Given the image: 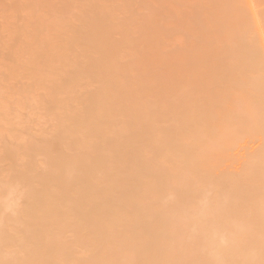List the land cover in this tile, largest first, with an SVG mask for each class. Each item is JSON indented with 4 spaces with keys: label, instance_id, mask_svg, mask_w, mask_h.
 <instances>
[{
    "label": "rangeland",
    "instance_id": "rangeland-1",
    "mask_svg": "<svg viewBox=\"0 0 264 264\" xmlns=\"http://www.w3.org/2000/svg\"><path fill=\"white\" fill-rule=\"evenodd\" d=\"M54 1L56 0H0V87L2 88H0V264H47L43 261L46 252H50L51 255L49 257L51 263L48 264H264V230H262L264 229V158H261L263 163L259 161V158L257 159L259 161L256 162L258 164V166L256 165L257 170L255 167L253 169L257 172L254 171L253 173L252 170L250 174L247 171L249 172L246 173L247 176L244 175L245 170L248 169L247 166L257 161L256 158L261 157V154H264V143H262L264 141L262 139L264 137V125H260L263 124L264 117L259 114L261 113L259 112L260 108H263L261 111H264L262 102L264 77L262 79L261 77L257 78L258 82L256 79V76L264 75V68H262L264 67V48H262L264 45H260V43L262 44L260 41L264 37V0L263 2L262 0H254L257 3H253L252 0H128L131 2L129 4L127 0H57L56 3ZM114 1L116 2L114 3ZM123 2L124 7H122ZM244 3H247V6ZM110 4L111 6H109ZM130 4L132 5L130 6ZM103 5L105 7L108 5L107 10L112 7L113 11L111 9L110 12L105 11ZM123 8H127V10ZM122 9L124 11H120ZM176 13L180 14H177L180 16L179 18H177ZM194 13L195 15H193ZM167 16H170L171 20ZM172 19H175L174 22ZM190 19L196 21L192 23ZM255 19L260 21V26ZM202 20L204 23H202ZM51 21L55 23L52 24ZM89 21H92V23ZM162 21L165 22L164 25L168 24L170 26L167 25L163 28ZM140 22H143L146 27ZM150 22H152V25ZM190 22L194 27L191 26ZM155 23H157L156 26L159 25L160 27H156ZM188 23H190L189 27L187 26ZM54 24H56L58 30L54 28ZM216 24L217 26L214 27L213 25ZM227 24L230 26L227 27ZM151 27H153V30L147 34L149 29H152ZM190 27L192 31H190ZM204 27L207 29L205 30ZM255 27L257 29L261 27L262 37L259 36L260 33L258 35L257 32L259 31ZM96 28L101 31H97ZM133 28L137 29L138 32L135 31V33ZM144 28L148 30L143 31ZM194 28L198 31H195ZM235 30L237 33H241L238 34L239 37L234 36V34L237 35ZM139 31L143 32L145 36ZM24 32L29 36L27 37ZM196 32L199 34H195ZM204 32H209L208 34L205 33L206 37L205 34H202ZM228 32L233 35L229 34V37L233 39L232 42L227 41H229V44L232 43L231 47L235 46L234 49H237V51L241 44L244 47H241L243 52L248 50L247 45H251L248 46L249 51L251 50V58L253 63L256 60L255 64L257 66L261 63V70H258L262 74L255 71L259 67L252 64L250 54L248 55L249 51L243 53L241 50H239L240 52L235 50L238 53L236 55L243 53L245 63L241 62V64L248 66V68L244 66L245 68L243 71L241 70V73L240 69L242 67L237 66L240 61L236 65L234 61L236 58L232 57L234 54V52L232 53L233 48L230 50L231 52L228 51L229 48L231 49L225 41L229 38ZM255 34L257 38L260 37V41L255 37ZM234 37H237L235 38L237 43L243 41L238 45V48H236L235 41L233 44ZM207 38L211 41L206 42ZM245 39H248V41ZM135 40L139 42L137 43ZM148 40L153 41H151L150 47V41ZM221 40L226 46L220 43ZM143 41L144 45L142 44ZM193 42L195 44L198 42L196 46L200 44L202 47L196 48ZM203 42L206 44L203 45ZM210 42L215 45L213 46ZM192 43L195 48L189 47L193 45ZM178 44H181V46ZM187 44L189 48L185 46ZM136 45H139V47L142 45L143 48L140 47L141 52L137 50L139 48ZM105 46L106 48L109 47L107 50H111L107 51ZM146 46L148 48H145ZM245 46L247 50H244ZM212 47L215 50L211 49ZM226 47H229L225 50L230 55L227 54V51L224 53ZM186 48L192 49V52L187 51ZM220 48L224 50L223 53L218 52L221 51ZM16 49L17 51H15ZM204 49L209 50V52L204 51ZM258 49L259 51H257ZM11 50L13 51L11 52ZM169 50L171 51L170 54ZM213 50L215 52L212 54ZM196 51L198 52L196 53ZM135 52L137 53L135 54ZM10 53L11 55H9ZM201 53H203V56ZM109 54L111 55L109 56ZM214 54L218 57H215ZM225 54L231 56L234 63L230 61L229 64H224V59L227 56ZM172 55L173 57L175 55V57L173 58ZM185 55L188 58H183ZM247 55L249 58L246 59L249 61L245 59V57H248ZM143 56L144 58H142ZM239 57L240 55L237 58L242 60V54ZM178 58L181 62L184 59L189 62L184 61V65H181L182 63ZM229 59L226 58L228 61ZM16 60L17 62H15ZM195 60L198 61L197 64H192L195 63ZM214 60L216 61L214 62ZM226 60L225 62H228ZM222 61L223 66L217 64L222 63ZM16 63L17 65H15ZM10 64L14 66L11 67ZM230 64H235V67ZM186 65L189 67L187 68ZM213 65L215 67L219 65L218 69ZM250 66L255 73H252V70L246 72L251 69ZM183 67L187 70L190 69L188 71L185 69L186 73L185 71V74L181 73V77L180 73L176 74L175 72H178V70L180 72V68H182V72ZM231 67L232 69L236 68L232 71L236 73V78H234L235 74L233 75L229 71ZM236 70L241 74L237 73ZM193 71L195 74L192 73ZM217 71L224 77L217 74ZM187 73L189 75L192 73L190 75L192 78ZM245 73L248 75L251 73L256 75L257 73L254 77L251 75L252 79L255 78L253 81L256 80L257 83L255 82V85L251 84L253 81H250L249 76L246 78ZM211 74H214V76L216 74L217 78L215 77V80L217 82H212L214 76ZM22 75L24 76L22 77ZM174 75L180 76L182 79L180 77L175 79ZM15 76L16 79H14ZM186 76L192 84L188 83ZM218 76L220 79H218ZM242 76L247 81L249 78L248 82L250 86L252 85L253 91L256 92L257 90L261 93L256 92V95L259 94L258 98L256 95L247 92L252 88H249L246 80L244 83L246 85L247 82L248 86L244 87L249 89L240 88L242 83L238 79H242ZM221 78L224 83L221 82ZM140 79L145 81H140ZM154 79L156 80L154 81ZM191 79H194L193 82H191ZM203 79L208 81L205 83ZM244 79L241 81L243 82ZM209 81L212 84L217 83V87L223 85L218 89L215 85L211 86ZM199 82L202 85L203 82L207 84L203 86L207 87L208 90L202 88L203 86ZM186 84L191 87L189 88ZM258 84L260 90L255 87ZM208 85L215 89L212 91H216V89L217 91L215 93L211 92ZM237 85H240L241 90L237 88ZM199 87L203 90H198ZM184 89V94L187 96L183 98L184 100H181L178 94L184 95ZM193 89L194 91H192ZM179 90L182 92L180 93ZM186 90H191L192 93L190 91L191 94H187L189 92ZM197 91H210L213 95L217 94L215 96L218 98L209 92L207 96V93L202 92L206 96L204 97L201 93L202 97ZM196 93H199V95L197 94L198 97H196ZM209 95L215 103L210 102L211 100H208L210 103H203V98L206 99ZM249 95H253V97L251 96L253 100ZM260 95H262L261 98H259ZM243 96L246 103L243 101ZM130 99L137 100L135 107L137 106L138 109L134 108V104L131 105L135 100L130 102ZM194 99L196 101H193ZM218 99L220 101H217ZM258 99L261 100V103H259L263 104L262 106L257 101L255 102ZM193 102L196 105L199 103L196 106L198 113L203 111L202 116L201 113L200 116L196 114L197 119L196 115L193 119L196 124L198 123V116L199 119L203 120H201L202 124H198L199 126L192 121L194 112H186V110H193L191 105L195 108ZM207 104H212V106L208 105L207 107ZM198 107L203 110L200 111ZM223 107L224 110L229 109L228 111L231 114L234 111L236 116L229 115L230 113L227 111L222 113L223 109L220 108ZM217 108L219 113L221 111V114L218 113ZM182 109L185 116V119L184 116L182 119L186 120L183 122H181L180 117V115H183L180 113ZM204 110H207V120L213 114L217 120L213 116L212 120L207 121ZM216 112L217 116L215 115ZM191 113L193 115L190 118ZM254 115L256 117L258 115L257 119ZM230 116L235 121L230 120ZM225 117L226 119H224ZM236 117L244 122L239 121ZM250 118L255 121L252 122ZM259 118L262 119L259 120ZM246 120L251 121L248 124ZM99 121L100 124L95 126L96 122L99 123ZM231 121L235 122L233 128L231 127L233 124L230 123ZM259 121L262 122L259 124ZM208 122L212 123H210L212 128L207 124ZM224 123L222 129H218ZM189 124L194 127L197 136L203 131L206 137V131L211 129L210 134H208L211 138L215 137L211 140L208 139L213 143L211 147L204 136L201 139H199L201 136L199 138L195 137L196 132L192 129L193 127H187ZM195 125L196 128L198 127L197 129ZM226 125L227 127H225ZM243 126L244 130L242 129ZM199 127L203 129L201 130ZM204 127L205 129L208 128L204 130ZM228 127H231V130ZM226 128L230 132L228 134L231 138L228 136ZM214 129L219 130L221 134L226 129L224 135L226 134L227 137L217 133L218 131H213ZM213 133H215L214 137ZM232 133L233 135H231ZM179 135L181 138H179ZM220 136L222 138L219 140ZM196 138L200 140V143L205 139L206 142L203 143L205 146L198 144L199 140L197 141ZM206 138H208V135ZM228 139L232 142L230 143ZM221 140H224L225 143L222 142V147H225L218 150V148H222ZM228 143L229 145H227ZM203 146L205 150L210 148V153L205 151L206 154H203ZM196 147L200 150L197 151ZM162 150L164 153H162ZM212 150L215 151H213V154L211 153ZM197 152H199V156L201 154L202 156L199 157ZM179 154L182 159L177 158ZM210 154L211 157L209 156L208 159ZM102 157L106 160L103 159V161ZM188 158L195 164L192 161L190 163ZM219 158L223 159L220 160ZM89 159L93 160L92 163ZM87 162H89L88 165ZM183 162L185 163L182 164ZM259 163L263 165L261 166ZM252 165L254 166V163ZM249 168L251 169V167ZM84 169H88V172ZM83 171L86 172V175ZM91 173H93V176L90 175ZM80 178L83 179L80 181ZM124 182L127 183L126 191H129V193L135 192L134 205L140 207V211L134 207L130 215H127L129 210V200L127 199L130 195L120 198ZM88 183L94 185L91 186L93 189L90 188L91 184ZM231 183L233 186L242 183V186L245 185L244 188L248 185L247 190H241L240 186H234L239 188L240 193L243 194L244 191L246 193L243 196L237 194L239 193L236 192L237 188H232ZM220 185L223 186L220 188ZM212 186H216L217 189L214 187L215 189L212 190ZM224 186L231 187L228 189ZM224 188H226V191H232L226 193L223 190ZM179 191L183 194L178 195ZM220 191L225 192V195L228 193L231 195L234 192L238 196L233 194L231 197L229 195V198L228 195L223 194L225 200H229L225 204V208L221 209V204L217 202V199H223L222 196H219ZM103 192H106V195H101ZM234 195L238 199L242 196V201L247 200L246 203H244L245 201L239 203L241 199L237 200L236 197L239 205L235 200H231L234 203L230 202V199H235L232 197ZM61 197H65V199H62L63 205L59 206ZM95 200H98L97 203L100 207L103 206L106 209L115 207L116 204V207L111 211L114 217V225L109 226L101 220L96 221V215L91 213L85 224L79 221L75 212L79 210L78 207L90 206ZM225 200L223 203L226 202ZM177 203H179V206ZM230 203L234 205L231 206ZM174 205L178 208H174ZM227 206L228 209H226ZM250 207L252 210H249ZM253 208H256V211ZM156 210L170 212L169 218L173 219L174 222L170 225L158 227L150 225L151 223L146 222L145 218L150 217L149 214L154 215ZM239 211L241 215L238 214ZM230 214L235 217L231 218ZM252 216H254L253 219ZM233 219H235V222ZM255 219L258 221L256 222ZM240 222H243L242 225ZM244 222L246 225H244ZM258 224L262 226L259 227ZM251 226L252 228H250ZM254 226L257 227L260 233L256 232ZM90 229L93 233H89L91 232ZM132 247L135 249L134 254L131 252ZM137 251L139 252L137 253ZM163 252L167 254L163 255Z\"/></svg>",
    "mask_w": 264,
    "mask_h": 264
},
{
    "label": "bare ground",
    "instance_id": "bare-ground-1",
    "mask_svg": "<svg viewBox=\"0 0 264 264\" xmlns=\"http://www.w3.org/2000/svg\"><path fill=\"white\" fill-rule=\"evenodd\" d=\"M51 1H53V0H51ZM56 1H57V0H56ZM56 1H54V2L56 3ZM60 1H63V0H60ZM68 1H69V0H68ZM104 1H105V0H104ZM111 1H113V0H111ZM111 1H110V3H111ZM127 1H128V0H127ZM129 1H130V0H129ZM129 1H128V4L131 3V2H129ZM200 1H201V0H200ZM203 1H204V0H203ZM244 1H245V0H244ZM247 1H249V0H247ZM252 1H254V0H252ZM252 1H251V2H252ZM115 2H116V1H114V3H115ZM117 2H118V1H117ZM120 2H121V1H120ZM124 2H125V1H124ZM124 2H123V4H122V7H124V6H123V5H124ZM151 2H152V1H151ZM211 2H212V1H211ZM214 2H215V1H214ZM259 2H260V1H259ZM262 2H263V0H262ZM262 2H260V3H262ZM67 3H68V2H67ZM70 3H71V2H70ZM102 3H103V2H102ZM104 3H105V2H104ZM106 3H107V2H106ZM108 3H109V2H108ZM149 3H150V2H149ZM209 3H210V2H209ZM253 3H257V2L254 1ZM61 4H62V2H61ZM77 4H79V3H77ZM125 4L127 5V3H125ZM199 4H200V3H199ZM244 4H245V6H247V3H244ZM32 5H33V4H32ZM32 5H31V7H32ZM57 5H58V4H57ZM65 5H66V4H65ZM72 5H73V4H72ZM119 5H121V4L119 3ZM131 5H132V4H130V6H131ZM180 5H181V4H180ZM255 5H257V4H255ZM255 5H254V8H255ZM260 5H261V4H260ZM34 6H35V5H34ZM58 6H59V5H58ZM60 6H61V5H60ZM62 6H63V5H62ZM66 6H67V5H66ZM75 6H76V4H75ZM103 6H104V5H103ZM106 6L108 7V5H106ZM109 6H111V4H110ZM116 6H117V5H116ZM182 6H184V5H182ZM197 6H198V5H197ZM50 7H51V5H50ZM56 7H57V6H56ZM71 7H72V6H71ZM107 7L104 6L105 11L107 10ZM127 7H128V5H127ZM199 7H200V6H199ZM248 7H249V6H248ZM256 7H257V6H256ZM258 7H259V6H258ZM111 8H112V7H111ZM111 8H109V10H110ZM117 8H119V7H117ZM201 8H202V6H201ZM201 8H198V9L200 10ZM71 9H72V8H71ZM114 9H115V7H114ZM123 9H124V8H123ZM123 9L120 10V11L127 10V8L124 9V10H123ZM55 10H56V9H55ZM55 10H53V11H55ZM109 10H107V11H109ZM117 10H118V9H117ZM259 10H260V9H259ZM111 11H113V10L111 9ZM114 11H115V10H114ZM118 11H119V10H118ZM178 11H179V10H178ZM95 12H96V11H95ZM109 12H110V11H109ZM182 12H183V11H182ZM182 12H181V13H182ZM197 12H198V11H197ZM256 12H257V11H256ZM262 12H263V11H262ZM105 13H107V12H105ZM111 13H112V12H111ZM257 13H258V12H257ZM259 13H260V12H259ZM263 13H264V12H263ZM96 14H97V13H96ZM96 14H95V15H96ZM100 14H101V13H100ZM100 14H99V15H100ZM177 14H179V13H176V15H177ZM196 14H197V13H196ZM260 14H261V13H260ZM110 15H112V14H110ZM179 15H180V14H179ZM179 15H177V16H178L177 18L180 17ZM184 15H186V14L184 13ZM191 15H192V14H191ZM193 15H195V13H194ZM218 15H219V13H218ZM262 15H263V14H262ZM91 16H92V14H91ZM93 16H94V15H93ZM198 16H199V15H198ZM256 16H257V15H256ZM256 16H255V17H256ZM258 16H259V14H258ZM167 17H168L169 20H171V19L169 18L170 16H167ZM172 17H173V16H172ZM172 17H171V18H172ZM175 17H176V16H175ZM193 17H194V16H193ZM199 17H202V16H199ZM54 18H55V15H54ZM94 18H95V16H94ZM98 18H99V17H98ZM194 18H195V17H194ZM257 18H258V17H257ZM261 18H263V17L261 16ZM261 18H259V19L262 21ZM78 19H79V18H78ZM165 19H166V18H165ZM195 19H196V18H195ZM201 19H202V18H201ZM221 19H222V18H221ZM49 20H50V19H49ZM55 20H56V19H55ZM75 20H76V19H75ZM79 20H81V19H79ZM163 20H164V19H163ZM174 20H175V19H172L173 22H174ZM190 20H191V19H190ZM222 20H223V19H222ZM255 20H256V19H255ZM93 21H94V20H93ZM164 21H165V20H164ZM188 21H189V20H188ZM191 21H192V20H191ZM193 21H196V20L193 19ZM193 21H192V23H193ZM256 21L258 22V24H259V26H260V21H258V20H256ZM79 22H80V21H79ZM89 22L92 23V21H89ZM97 22H98V21H97ZM200 22H201V21H200ZM200 22H199V23H200ZM241 22H242V21H241ZM262 22H263V21H262ZM51 23H52V21H51ZM53 23H55V22H53ZM53 23H52V24H53ZM72 23H73V21H72ZM77 23H78V22H77ZM81 23H83V22L81 21ZM113 23H114V22H113ZM140 23L142 24L143 22H140ZM145 23H146V22H145ZM151 23H152V22H150V24H151ZM161 23H163V21H162ZM161 23H160V24H161ZM190 23H191V22H190ZM190 23H188L187 26L190 25ZM192 23H191V26H193ZM194 23H195V22H194ZM202 23H204L203 20H202ZM202 23H201V25L204 26V24H202ZM211 23H212V22H211ZM211 23H209V24L211 25ZM223 23L225 24V22H223ZM83 24H84V23H83ZM148 24H149V23H148ZM148 24H147V25H148ZM150 24H149V25H150ZM156 24H157V23H155V26H156ZM164 24H165V22L162 24V25H163V28L167 27L168 24H166V25H164ZM197 24H198V23H197ZM261 24H262V23H261ZM55 25H56V24H54V26H55ZM74 25H75V24H74ZM94 25H95V24H94ZM96 25H97V24H96ZM138 25H140V24H138ZM143 25H144V23H143ZM143 25H142V26H143ZM151 25H152V24H151ZM162 25H161V26H162ZM253 25H256V24H253ZM51 26H52V25H51ZM58 26H59V24H58ZM75 26H77V25H75ZM97 26H98V25H97ZM97 26H95V27H97ZM105 26H106V25H105ZM135 26H137V25H135ZM135 26H134V27H135ZM140 26H141V25H140ZM157 26H159V25H157ZM157 26H156V27H157ZM168 26H170V25H168ZM196 26H198V25H196ZM202 26H200V27L202 28ZM206 26H208V25H206ZM213 26L215 27V26H217V24H216V25H213ZM213 26H212V27H213ZM228 26H230V25L227 24V27H228ZM261 26H262V25H261ZM30 27H31V26H30ZM83 27H84V26H83ZM83 27H82V28H83ZM102 27H103V26H102ZM132 27H133V26H132ZM132 27H131V28H132ZM144 27H146V25H144ZM147 27H148V26H147ZM153 27H154V26H153ZM153 27H151L152 29H151V30L149 29V32L147 31L148 33H147V32H146V33L149 34L150 31L153 30ZM159 27H160V26H159ZM188 27H189V26H188ZM193 27H194V26H193ZM210 27H211V26H210ZM224 27H225V26H224ZM231 27H232V26H231ZM250 27H251V26H250ZM54 28L57 29L56 26H55ZM54 28H53V29H54ZM58 28H59V27H58ZM78 28H80V27H78ZM136 28H138V27H136ZM154 28H155V27H154ZM196 28L200 29L199 27H196ZM196 28H194V29H196ZM204 28H205V30L207 29L206 27H204ZM204 28H203V30H204ZM229 28H230V27H229ZM255 28H256V27H255ZM258 28H259V29L256 28V29L259 31V32H257V33H258V35H259V33H260L259 36H261V34H262V29H261V27H258ZM25 29H26V28H25ZM51 29H52V28H51ZM73 29H75V28H73ZM76 29H77V28H76ZM96 29H97V28H96ZM133 29H134V28H133ZM133 29H132V31H133ZM139 29H140V27H139ZM142 29H143V27H142ZM146 29H147V28H144L143 31H145ZM157 29H158V28H157ZM167 29H168V28H167ZM169 29H170V28H169ZM169 29H168V30H169ZM188 29H189V28H188ZM190 29H191L190 31H192V28H191V27H190ZM209 29H210V28H209ZM212 29H213V28H212ZM225 29H226V28H225ZM248 29H249V28H248ZM21 30H22V29H21ZM26 30H27V29H26ZM30 30H32V29L30 28ZM57 30H58V29H57ZM84 30H85V29H84ZM98 30H99V29H97V31H98ZM129 30H130V29H129ZM136 30H137V29H136ZM136 30L134 29V32H135ZM140 30H141V29H140ZM147 30H148V29H147ZM160 30H161V29H160ZM200 30H201V29H200ZM205 30H204V31H205ZM215 30H217V29H215ZM229 30H230V29H229ZM245 30H246V29H245ZM250 30H252V29H250ZM263 30H264V29H263ZM72 31H73V30H72ZM94 31H95V29H94ZM99 31H101V30H99ZM130 31H131V30H130ZM162 31H163V30H162ZM193 31H194V30H193ZM195 31H198V30L196 29ZM207 31H212V30H207ZM207 31H206V32H207ZM222 31H223V30H222ZM225 31H226V30H225ZM227 31H228V29H227ZM231 31H232V30H231ZM243 31H244V30H243ZM20 32H21V31H20ZM74 32H76V31L74 30ZM134 32H132V33H134ZM136 32H138V31H136ZM136 32H135V33H136ZM139 32H141V31H139ZM166 32H168V31H166ZM199 32H200V31H199ZM202 32H203V31H202ZM206 32H204V33H202V34H205ZM216 32H217V31H216ZM229 32H230V31H229ZM229 32H228V37H229V34H230L231 36H233V35H232L231 33H229ZM241 32H242V30H241ZM245 32L247 33V31H245ZM252 32H254V31H252ZM115 33H116V32H115ZM129 33H130V32H129ZM159 33H160V32H159ZM161 33H162V32H161ZM208 33H209V32H208ZM208 33H206V34H208ZM218 33H219V32H218ZM218 33H216V34H218ZM221 33H222V32H221ZM225 33H226V32H225ZM235 33H237L236 30H235ZM250 33H251V32H250ZM250 33H249V34H250ZM257 33H256V34H257ZM15 34H16V33H15ZM24 34H26V33L24 32ZM126 34H127V33H126ZM138 34H139V33H138ZM138 34H136V35H138ZM141 34L144 35L143 32H141ZM169 34H170V33H169ZM171 34H172V33H171ZM190 34L193 35L192 32H190ZM195 34L198 35L199 33L196 32ZM206 34L204 35L205 37H206ZM238 34H239V33H237V35L234 34V36H238ZM240 34H241V33H240ZM240 34H239V35H240ZM243 34H244V33H243ZM252 34H253V33H252ZM256 34H255V37H256ZM16 35H17V34H16ZM21 35H22V34H21ZM26 35H27V34H26ZM165 35H166V34H165ZM165 35H164V36H165ZM200 35H201V33H200ZM210 35H211V34H210ZM218 35H219V34H218ZM222 35H223V34H222ZM244 35H245V34H244ZM18 36H19V35H18ZM28 36H29V35H27V37H28ZM127 36H128V35H127ZM140 36L142 37V35H140ZM144 36H145V35H144ZM148 36H149V35H148ZM151 36H152V33H151ZM151 36H150V37H151ZM166 36H167V35H166ZM194 36L197 37L196 35H194ZM241 36H243V35H241ZM241 36H240V38L242 39ZM246 36H247V34H246ZM248 36H249V35H248ZM25 37H26V36H25ZM137 37H138V36H137ZM141 37H140V39H141ZM146 37H147V36H146ZM192 37H193V36H192ZM211 37H214V36H211ZM219 37H220V36H219ZM223 37H224V35H223ZM238 37H239V36H238ZM243 37H244V36H243ZM261 37H262V36H261ZM181 38H182V36H181ZM184 38H185V37H184ZM197 38H198V37H197ZM199 38H200V37H199ZM203 38H204V37H203ZM203 38H202V39H203ZM226 38H227V37H226ZM235 38H237V37H234L233 44H234V41H235V43L237 44V45L235 44V45H236V48H238V45L241 44V43H243V41L240 40L241 42H240V43H237V41H236L237 39L235 40ZM240 38H239V39H240ZM245 38H247V37H245ZM253 38H254V37H253ZM256 38H257V37H256ZM259 38H260V37H259ZM259 38H257V39H259ZM142 39L145 40L144 37H142ZM142 39H141V41H142ZM187 39H188V38H187ZM202 39H201V40H202ZM204 39H205V38H204ZM204 39H203V40H204ZM212 39L214 40V38H212ZM215 39H216V37H215ZM217 39H218V38H217ZM230 39H231V40H230ZM232 39H233L232 37H231V38L229 37V38L226 39V40H225L224 38H223L222 40H223V41L225 40V41H226V44H227V45H230V47H231V44H232V43L229 44V41L232 42ZM137 40H138V38H137ZM137 40H135V41H137ZM181 40H182V39H181ZM185 40H186V39H185ZM193 40H194V39H193ZM196 40H197V39H196ZM222 40H221V42H220V41H219V42L222 43V42H223ZM227 40H229V41H227ZM242 40H243V39H242ZM245 40L248 41V39H245ZM252 40L254 41V39H252ZM148 41H150V40H148ZM151 41H152V40H151ZM151 41L149 42V47H150V43H151ZM183 41H184V40H183ZM204 41H205V40H204ZM208 41H211V39L209 40V39L207 38V41H206V42H208ZM214 41H215V40H214ZM214 41H213V42H214ZM259 41H260V39H259ZM13 42H14V41H13ZM138 42H139V41H137V43H138ZM145 42H147V40H145ZM152 42H153V41H152ZM179 42H182V41H179ZM198 42H199V40H198ZM198 42H197L196 44H195L194 42H193V43H194L195 46H196V45L198 44ZM227 42H228V43H227ZM255 42H256V40H255ZM260 42H262V44L260 43V45H264V37H262V41H260ZM143 43H144V41L142 42V44H143ZM147 43H148V42H147ZM167 43H168V41H167ZM176 43H177V42H176ZM184 43H185V42H184ZM187 43H188V42H187ZM193 43H192V44H193ZM203 43H204V44H203ZM203 43H202L203 45L206 44L205 42H203ZM210 43L212 44V42H210ZM214 43H216V42H214ZM220 43H219V44H220ZM257 43H258V41H257ZM13 44H14V43H13ZM15 44H16V43H15ZM15 44H14V45H15ZM109 44H110V43H109ZM145 44H146V43H145ZM169 44H170V43H169ZM190 44H191V42H190ZM194 44H193V45H190V46L187 44V45H185V46H186V47H187V46H189V47H191V46L194 47ZM248 44H249V43H248ZM7 45H8V44H7ZM7 45H5V46L7 47ZM11 45H12V44H11ZM11 45H10V46H11ZM143 45H144V44H143ZM147 45H148V44H147ZM166 45H167V44H166ZM178 45L181 46V44H178ZM178 45H177V46H178ZM182 45H184V44H182ZM212 45H213V44H212ZM214 45H215V44H214ZM214 45H213V46H214ZM222 45H225V44L222 43ZM243 45H245V44H243ZM249 45H250V44H249ZM249 45H247L248 50H247L246 46H245V49H244V50L249 51V47L251 46V45H250V46H249ZM253 45H254V44H253ZM108 46H109V45H108ZM136 46H138V48H139V49L135 48V49H137V50H140V47H142V45H141L140 47H139V45H136ZM167 46H168V45H167ZM199 46H201V45L199 44ZM199 46H196V48L199 47ZM206 46H207V45H206ZM220 46H221V44H220ZM225 46H226V45H225ZM232 46H233V45H232ZM240 46H241L242 48H244V47L242 46V44H241ZM248 46H249V47H248ZM12 47H13V46H12ZM15 47H16V46H15ZM109 47L112 48L111 46H109ZM109 47H107V48H109ZM183 47H184V46H183ZM189 47H187V48H189ZM192 47H191V48H192ZM201 47H202V46H201ZM203 47H204V46H203ZM241 47H239L238 51H237V49H234L235 46L231 47V49H230L229 47H226V48H224V50L229 48L228 51H230V50H232V48H233L234 51L232 50V53L234 52V54L236 55V54H238V53H236V51H237V52H240L239 50H241ZM252 47H253V46H252ZM252 47H251V48H252ZM7 48H9V47H7ZM7 48H6V49H7ZM13 48H14V47H13ZM19 48H20V47H19ZM105 48H106V46H105ZM107 48H106V50H107ZM142 48H143V47H142ZM145 48H148V46H146ZM165 48H166V47H165ZM165 48H164V49H165ZM176 48H177V47H176ZM179 48H180V47H179ZM187 48H186V49H187ZM191 48H190V49H191ZM194 48H195V47H194ZM205 48H206V47H205ZM262 48H264V47L262 46ZM262 48H260V50H262ZM4 49H5V48H4ZM11 49H12V48H11ZM181 49H182V47H181ZM209 49H210V48H209ZM211 49H214V47H212ZM217 49H219V48H217ZM220 49H221V48H220ZM252 49H253V48H252ZM18 50H19V49H18ZM109 50H111V49H109ZM109 50H107V51H109ZM112 50H113V49H112ZM114 50H116V49H114ZM147 50H148V49H147ZM166 50H167V48H166ZM184 50H185V49H184ZM188 50H189V49H187V51H188ZM191 50H192V49H191ZM191 50H189V51H191ZM199 50H201V49L199 48ZM205 50H206V49H204V51H205ZM214 50H215V49H214ZM214 50L212 51V54H213V52H215ZM224 50L221 49V51H218V50H217V51L223 53ZM235 50H236V51H235ZM7 51L9 52V50H7ZM12 51H13V50H11V52H12ZM15 51H17V49H16ZM15 51H14V52H15ZM102 51H103V50H102ZM143 51H144V49H143ZM175 51H178V50H175ZM179 51H181V50L179 49ZM194 51H195V50H194ZM204 51H203V52H204ZM206 51L209 52V50H206ZM226 51H227V50H225L224 53H225ZM228 51H227V54L230 55V54L228 53ZM241 51L243 52V50H241ZM247 51H246V52H247ZM250 51H251V50H250ZM250 51H249L248 55L251 53ZM257 51H259V49H258ZM263 51H264V50H263ZM26 52H27V51H26ZM111 52H112V51H111ZM140 52H141V50H140ZM170 52H171V51L169 50V54H170ZM191 52H192V51H191ZM197 52H198V51H196V53H197ZM199 52H200V51H199ZM208 52H207V53H208ZM230 52H231V51H230ZM244 52H245V51H244ZM244 52H243V53H244ZM246 52H245V53H246ZM254 52H255V51H254ZM254 52H253V53H254ZM15 53L17 54V52H15ZM18 53H19V52H18ZM24 53H25V52H24ZM108 53H109V52H108ZM136 53H137V52H135V54H136ZM172 53H174V51H172ZM176 53H177V52H176ZM183 53H184V51H183ZM188 53H189V52H188ZM193 53H194V52H193ZM205 53H206V52H205ZM243 53H240V54H239L240 57H241V54H242V58H241L242 60L244 59V58H243ZM253 53H252V55H253ZM260 53H261V51H260ZM260 53H259V54H260ZM262 53H263V52H262ZM20 54H21V53H20ZM30 54H31V53H30ZM138 54H139V53H138ZM140 54H142V53H140ZM146 54H147V53H146ZM178 54H179V53H178ZM191 54H192V53H191ZM201 54H202V56H203V53H201ZM216 54H217V53H216ZM227 54H225V55H227ZM234 54H233V55L231 54V55H232V57L234 56V57H233L234 59L236 58V59L234 60L235 63H236V65H237V62L240 61V62H238V65H237V66H239V67H240V66L242 67V69H240V71H241V70L243 71L245 67L248 68V66H245L246 64L242 65L243 63H245V60L242 61V60L238 59L237 57H238L239 55H236V56H237V57H236ZM9 55H11V53H10ZM18 55H19V54H18ZM25 55H26V54H25ZM110 55H111V54H109V56H110ZM175 55H176V54H175ZM175 55H174V57H175ZM181 55H182V54H181ZM186 55H187V54H186ZM186 55H185L183 58H185V57L188 56V55H187V56H186ZM210 55H211V54H210ZM214 55H215V54H214ZM219 55H220V54H219ZM228 55H227V56H228ZM248 55H247V56H248ZM12 56H13V55H12ZM32 56H33V55H32ZM141 56H142V55H141ZM141 56H140V57H141ZM168 56H169V55H168ZM179 56H180V55H179ZM191 56H192V55H191ZM194 56H197V55H194ZM206 56H207V55H206ZM212 56H213V55H212ZM227 56H226L225 59H224V64H229L230 61H232V59H233L231 56H228V57H227ZM244 56H246V55L244 54ZM254 56H255V55H254ZM260 56H261V55H260ZM17 57H18V56H17ZM26 57H27V56H26ZM107 57H108V56H107ZM169 57H170V56H169ZM169 57H168V58H169ZM172 57H173V55H172ZM174 57H173V58H174ZM192 57H193V56H192ZM215 57H218V56L215 55ZM223 57H224V55L222 56V58H223ZM229 57H230V59H231V58H232V59L230 60ZM240 57H239V58H240ZM10 58H11V57H10ZM20 58H22V57H20ZM138 58H139V57H138ZM142 58H144V56H143ZM179 58H181V57H179ZM179 58H178V59H179ZM183 58H182V59H183ZM187 58H188V57H187ZM190 58H191V57H190ZM194 58H195V57H194ZM194 58H193V59H194ZM212 58H213V57H212ZM226 58L229 59V61L226 60ZM246 58H249V56H248V57H245V59H246ZM250 58H251V54H250ZM255 58H256V57H255ZM260 58H261V57H260ZM262 58H263V56H262ZM23 59H24V57H23ZM23 59H22V60H23ZM31 59H32V58H31ZM31 59H29V60H31ZM110 59H111V58H110ZM110 59H108V60L110 61ZM170 59H171V57H170ZM175 59H176V58H175ZM196 59H197V58H196ZM199 59H200V58H199ZM215 59H217V58H215ZM253 59H254V57H253ZM256 59H257V58H256ZM263 59H264V58H263ZM8 60H9V59H8ZM139 60H140V59H139ZM142 60H143V59H142ZM179 60H180V59H179ZM187 60H188V59H187ZM197 60H198V59H197ZM218 60H219V58H218ZM222 60H223V59H222ZM225 60L228 61V62H225ZM246 60H248V59H246ZM251 60H252V58H251ZM259 60H260V59H259ZM12 61H13V60H12ZM19 61H20V60H19ZM23 61H24V60H23ZM25 61H26V60H25ZM143 61H144V60H143ZM171 61H172V60H171ZM175 61H177V60H175ZM184 61L187 62L185 59H184ZM184 61L181 62V60H180V62L182 63L181 65H184V64H183ZM190 61H191V60H190ZM200 61H201V60H200ZM215 61H216V60H214V62H215ZM220 61H221V60H220ZM248 61H249V60H248ZM15 62H17V60H16ZM20 62H22V61H20ZM30 62H31V61H30ZM178 62H179V61H178ZM188 62H189V61H188ZM188 62H187V63H188ZM191 62H192V61H191ZM193 62H194V61H193ZM197 62H198V61H197ZM197 62H196V60H195V63H192V64H197ZM232 62H233V61H232ZM241 62H243V63L241 64ZM255 62H256V60H255ZM255 62L253 63V60H252V64H254V65L257 66V64H255ZM9 63H10V62H9ZM9 63H8V64H9ZM11 63H12V62H11ZM28 63H29V62H28ZM144 63H145V62H144ZM174 63H175V62H174ZM174 63H173V64H174ZM176 63H177V62H176ZM233 63H234V62H233ZM239 63H240L241 65H240ZM247 63H248V62H247ZM250 63H251V62H250ZM18 64H19V62H18ZM23 64H25V63H23ZM217 64H222V66L224 65V64H223V61H222V63L220 62V63H217ZM252 64H251V65H252ZM263 64H264V62H263ZM15 65H17V63H16ZM144 65H145V64H144ZM171 65H172V64H171ZM181 65H180V66H181ZM189 65H190V64H189ZM214 65H216V64H214ZM214 65H213V66H214ZM230 65H231V66H234L235 64H234V65H233V64H230ZM247 65H248V64H247ZM254 65H253V66H254ZM258 65H259V64H258ZM260 65H261V63H260ZM260 65L257 66V67H259V68L255 67V68H257V70L255 69V71L261 72V71L258 70V69H260ZM3 66H4V65H3ZM6 66H8V65H6ZM9 66H11V64H10ZM9 66H8V67H9ZM13 66H14V65H13ZM13 66H11V67H13ZM23 66H24V65H23ZM25 66H26V65H25ZM27 66L29 67V65H27ZM142 66H143V65H142ZM145 66H146V65H145ZM172 66H173V65H172ZM174 66H175V65H174ZM186 66H187V65H186ZM191 66H192V65H191ZM191 66H190V67H191ZM206 66H207V65H206ZM218 66H219V65H217V67H218ZM225 66H226V65H225ZM225 66H224V67H225ZM244 66H245V67H244ZM18 67H19V66H18ZM20 67H21V66H20ZM143 67H144V66H143ZM188 67H189V66H187V68H188ZM214 67H215V66H214ZM217 67H215V68H217ZM228 67H229V66H228ZM234 67H235V66H234ZM241 67H240V68H241ZM2 68H3V67H2ZM187 68H185V69L187 70ZM192 68H193V67H192ZM204 68H205V67H204ZM220 68H222V67H220ZM229 68H230V67H229ZM250 68H251V69H248L246 72H249V70H250V72H251L252 67L250 66ZM262 68H264V67H262ZM6 69H7V68H6ZM25 69H26V68H25ZM178 69H179V68H178ZM180 69L182 70V68H180ZM183 69H184V67H183ZM185 69H184L182 72H181V70H180V72H179V70H178V72H175V73H176V74H179V73H180V74H181V73L183 74L184 71H185V73H186V70H185ZM189 69H190V68H189ZM189 69H188V70H189ZM193 69H194V68H193ZM217 69H218V68H217ZM225 69H226V68H225ZM233 69H234V68H233ZM233 69H232V67H231V69H229V71H231V73H232L233 75L235 74V75H234V76H235L234 78H236V73H235V72H232ZM235 69H236V68H235ZM235 69H234V70H235ZM4 70H5V69H4ZM11 70H12V69H11ZM16 70H17V68H16ZM16 70H14V71H16ZM18 70H19V68H18ZM175 70H177V69H175ZM188 70H187V71H188ZM203 70H204V71H207V70H205V69H203ZM222 70H223V69H222ZM260 70H261V69H260ZM23 71H24V70H23ZM215 71H216V69H215ZM219 71H220V69H219ZM219 71H217L216 73L219 74V73H218ZM226 71H227V70H226ZM236 71H237V73L239 72L238 70H236ZM242 71H241V73H242ZM252 71H253V70H252ZM8 72H10V71H8ZM12 72H13V71H12ZM17 72H18V71H17ZM148 72H150V71H148ZM190 72H191V71H190ZM196 72H197V71H196ZM212 72H213V71H212ZM220 72H222V71H220ZM258 72H257V73H258ZM5 73H6V72H5ZM5 73H4V74H5ZM144 73H145V72H144ZM173 73H174V72H173ZM175 73H174V74H175ZM185 73H184V74H185ZM188 73H189V72H188ZM188 73H187V74H188ZM192 73L195 74L194 71H193ZM192 73H191V74H192ZM202 73H203V72H202ZM224 73H225V72H224ZM224 73H222V74H224ZM226 73H227V72H226ZM239 73H240V72H239ZM241 73H240V74H241ZM252 73H255V72L253 71ZM252 73H251V74L249 73L250 75H248L247 73H245V75H246L245 77H246V78H247V76H249V77L251 78L250 81H253V80L255 79V78L252 79V77H254V75H255V74H252ZM257 73H256V75H257ZM263 73H264V71H263ZM22 74H23V73H22ZM140 74H141V72H140ZM140 74H139V75H140ZM145 74H147V73H145ZM145 74H144V75H145ZM182 74H181V77H182ZM191 74H190V75H191ZM208 74H209V73H208ZM260 74H262V72H261ZM260 74H258V75H260ZM20 75H21V74H20ZM137 75H138V74H137ZM137 75H135V76L137 77ZM141 75L143 76V74H141ZM147 75H148V74H147ZM188 75H189V74H188ZM190 75H189V76H190ZM211 75H212V74H211ZM219 75L221 76V73H220ZM228 75H229V73H228ZM237 75L239 76V74H237ZM251 75H252V77H251ZM256 75H255V76H256ZM12 76H14V75H12ZM23 76H24V75H22V77H23ZM142 76H141V78H142ZM192 76H193V75H192ZM208 76H209V75H208ZM212 76H214V74H213ZM225 76L227 77V75H225ZM229 76H231V75H229ZM243 76H244V74H243ZM243 76H242V79L245 78V77L243 78ZM5 77H6V76H5ZM19 77H21V76H19ZM136 77H135V78H136ZM146 77H147V76H146ZM146 77H145V78H146ZM174 77H175V79H176V78H179L180 76L177 77L176 75H174ZM181 77H180V78H181ZM190 77H191V76H190ZM190 77H189V78H190ZM215 77H216V74H215L214 77H212V78H213L212 82H213V81H216L215 79H216L217 77H216V78H215ZM221 77H224V75L221 76ZM260 77H261V79H262V78L264 77V75H263V76L261 75V76H258V77L256 76V79H257V78L259 79ZM7 78H8V76H7ZM138 78H140V77H138ZM138 78H137V79H138ZM160 78H161V77H160ZM166 78H167V77H166ZM191 78H192V77H191ZM212 78H211V79H212ZM237 78H238V77H237ZM239 78H240V76H239ZM14 79H16V76L14 77ZM143 79H144V77H143ZM167 79H168V78H167ZM181 79H182V78H181ZM186 79L188 80V77H187V76H186ZM204 79H205V78H204ZM204 79H203V81H205V83H206V81H208V80H207V79L204 80ZM218 79H220L219 76H218ZM225 79H226V78H225ZM242 79H238V80H240V82H241L242 85H243V86H242V85H241V86L239 85L240 88H241V89H246V90L249 89V88L252 86V85L250 86V83L248 82V81H249V78H248V81H247V79H244L243 82L241 81ZM258 79H257V82H258ZM261 79H260V80H261ZM263 79H264V78H263ZM122 80H123V79H122ZM141 80H142V79H140V81H141ZM155 80H156V79H154V81H155ZM162 80L164 81L165 79H162ZM183 80H184V76H183ZM193 80H194V79H193ZM193 80L191 79V82H193ZM209 80H210V79H209ZM245 80L248 82V84H249V88H248V87H244V86H248L247 82H246V85H245V83H244ZM260 80H259V82L263 81V80H261V81H260ZM138 81H139V80H138ZM142 81H145V80H142ZM188 81H189V80H188ZM200 81H201V80H200ZM210 81H211V80H210ZM210 81H209V82H210ZM219 81H220V80H219ZM184 82H185V81H184ZM186 82H187V81H186ZM196 82H197V81H196ZM216 82H217V81H216ZM221 82L224 83V80H222V78H221ZM237 82H238V81H237ZM240 82H238V84H240ZM255 82H256V80L253 81V83H251V84L255 85V84L257 83V82L255 83ZM157 83H158V82H157ZM181 83H182V82H181ZM188 83H190V81H189ZM199 83H200V82H199ZM199 83H197V84H199ZM205 83L203 82V85H204ZM207 83H208V82H207ZM210 83H211V82H210ZM219 83H220V82H219ZM254 83H255V84H254ZM263 83H264V82H263ZM3 84H4V83H3ZM183 84H184V83H183ZM190 84H192V83H190ZM197 84H196V85H197ZM200 84H201V83H200ZM208 84H209V83H208ZM5 85H6V84H5ZM184 85H185V84H184ZM186 85L189 86V84H186ZM194 85H195V84H194ZM203 85L201 84V86H203ZM205 85H207V84H205ZM205 85H204V86H205ZM210 85H211V86H212V85H215V86H216L217 83H213V84L211 83ZM210 85H208V87H209ZM221 85H223V84H221ZM221 85H220V86H221ZM260 85H261V83H260ZM260 85L258 84V85H256L255 87L258 88V89L260 90V88H259ZM198 86H199V85H198ZM204 86H203L202 88H205ZM211 86H210V88H211ZM220 86H218V87L216 86V88L219 89ZM239 86L237 85V88H239ZM184 87H185V86H184ZM186 87H187V86H186ZM190 87H191V86H189V88H190ZM192 87H193V86H192ZM196 87H197V86H196ZM255 87H254V89H255ZM262 87H264V85H262ZM0 88H1V87H0ZM5 88H6V87H5ZM193 88H194V89H197V88H195V86H194ZM202 88L199 87L198 90H200V89H202ZM206 88H207V87H206ZM206 88H205V89H206ZM232 88H233V87H232ZM235 88H236V87H235ZM240 88H239V89H240ZM251 88H252V87H251ZM1 89H2V88H1ZM186 89H187V88H186ZM194 89H193L192 91H194ZM205 89H204V90H205ZM241 89H240V90H241ZM262 89H263V88H262ZM121 90H122V89H121ZM202 90H203V89H202ZM207 90H208V88H207ZM212 90H215V89H213V87L210 89V91L213 92V93H215V92L217 91V89H216V91H212ZM236 90H237V89H236ZM236 90H234V91H236ZM246 90H244V91H246ZM1 91H2V90H1ZM7 91H8V89H7ZM123 91H124V90H123ZM186 91H188V90H186ZM190 91H191V90H190ZM190 91H188L189 93H187V92H186V93H187V94H191L192 91H191V93H190ZM210 91H208V92H209L211 95H213V93H211ZM261 91H262V90H261ZM263 91H264V89H263ZM179 92H180V90H179ZM181 92H182V91H181ZM181 92H180V93H181ZM184 92H185V89L183 90V94H184ZM197 92H199V91H197ZM202 92L207 93L206 96L208 95V92H206V91H201V92H199L200 95H201ZM241 92H242V91H241ZM247 92H250V93H252L253 95H256V92H258V91L256 90V92H255V90L253 91V88H252V90L250 89V91H247ZM253 92H254V93H253ZM194 93H195V92H194ZM194 93H193V94H194ZM199 93H196V97H198L197 94L199 95ZM205 93H202V95L204 96ZM217 93H218V92H217ZM242 93H243V92H242ZM250 93H249V94H250ZM258 93H259V92H258ZM6 94H7V93H6ZM234 94H235V93H234ZM259 94H261V93H259ZM259 94L256 95L257 98H258ZM179 95H180L179 98H181V100L187 96V95H185V94H184V95L178 94V96H179ZM194 95H195V94H194ZM194 95H193V97H195ZM202 95H201V96H202ZM215 95H217V94H215ZM215 95H213V96L216 97V98H218V97L215 96ZM221 95H222V94H221ZM253 95H251V96L253 97ZM262 95H264V92L262 93ZM262 95H260L259 98H261ZM182 96H183V97H182ZM203 96H202V97H203ZM206 96H204V97H206ZM238 96H239V94H238ZM247 96H248V95H247ZM247 96H246V97H247ZM249 96H250V95H249ZM251 96H250V97H251ZM129 97H130V96H129ZM132 97H135V96H132ZM193 97H192V98H193ZM202 97H201V98H202ZM236 97H237V96H236ZM252 97H251V98H252ZM256 97H255V98H256ZM263 97H264V96H263ZM263 97H262V102H263V104H264ZM207 98H208V99H207ZM207 98H206V99L203 98V103H204V102H207V103H210V102L215 103V102H213V100L211 99L210 95H209ZM222 98H223V96H222ZM251 98H250V100H251ZM204 99L207 100V101H205ZM214 99H215V98H214ZM219 99H220V98H219ZM219 99H218L217 101H220V100H221V99H220V100H219ZM228 99H229V97H228ZM240 99H242V98L240 97ZM240 99H238V100L240 101ZM131 100H132V99H130V102H132V101L135 100V102H134V103H131V105L134 104V108L136 109L137 106L135 107V105H137V104H136V101H137V100H136V99H133L132 101H131ZM183 100H184V99H183ZM199 100H200V98H199ZM208 100H211V101L209 102ZM250 100H249V101H250ZM252 100H253V98H252ZM258 100H259V101H258ZM258 100H255V102L257 101V103H259V102L261 103V100H260V99H258ZM185 101H186V100H185ZM193 101H196V99H194ZM200 101H201V100H200ZM221 101H222V100H221ZM230 101H231V100H230ZM233 101H234V98H233ZM243 101H245L244 96H243ZM231 102H232V101H231ZM247 102H248V101H247ZM193 103H195V102H193ZM197 103H198V102H197ZM201 103H202V102H201ZM201 103H200V104H201ZM216 103H218V102H216ZM221 103H222V102H221ZM221 103H220V104H221ZM239 103H240V102H239ZM245 103H246V101H245ZM248 103H249V102H248ZM250 103H251V102H250ZM252 103H253V102H252ZM260 103H259V104H260ZM255 104H256V103H255ZM259 104H258V105H259ZM263 104H262V105H263ZM198 105H199V103H198ZM198 105H196V103H195V104H194L195 108L191 105V109L193 108V110H191V111L186 110V112H192V113L194 112V113H193L194 115H193L192 113L190 114V115H191L190 118L192 117V115L194 116V117H192V121L195 122V124H196V121L193 120V119L195 118V115H196V114H199V116H200V113H201V112H200V113L197 112L196 106H198ZM201 105H202V104H201ZM205 105H206V103H205ZM208 105H209V104H207V107H208ZM210 105L212 106V104H210ZM210 105H209V106H210ZM262 105L260 104V106H262ZM203 106H204V105H203ZM203 106H202V108H203ZM225 106H226V105H225ZM240 106H242V105L240 104ZM247 106H248V105H247ZM247 106H246V107H247ZM254 106H255V105H254ZM263 106H264V105H263ZM189 107H190V106H189ZM207 107H206V108H207ZM256 107H257V104H256ZM258 107H259V106H258ZM206 108H205V109H206ZM234 108H235V106H234ZM239 108H240V107H239ZM239 108H238V109H239ZM137 109H138V108H137ZM194 109H195V110H194ZM198 109H199L200 111L203 110V109L201 110L199 107H198ZM220 109H223V110H222V113H223V111H227V112L230 113V111H228L229 109H228V110H224V109H225L224 107H223V108H220ZM220 109H219V110H220ZM231 109H232V108H231ZM261 109H263V108H260L259 112H261V113H259V114H261V115L264 117V114H263L264 111H263V110L261 111ZM184 110H185V109H184ZM189 110H190V109H189ZM208 110H209V109H208ZM212 110H213V109H212ZM232 110H233V109H232ZM232 110H231V112H232ZM234 110H235V109H234ZM242 110H243V109H242ZM245 110H246V109H245ZM254 110H255V109H254ZM215 111H216V110H215ZM217 111H218V108H217ZM255 111H256V110H255ZM257 111H258V110H257ZM204 112L206 113L205 119L207 120V110H204ZM237 112H238V110H237ZM98 113H99V112H98ZM180 113H181V114L184 113L183 109H182V111H181ZM202 113H203V111H202ZM202 113H201V116H202ZM205 113L203 114V116L205 115ZM218 113H219V111H218ZM229 113H228V114H229ZM247 113H248V112H247ZM96 114H97V112H96ZM216 114H217V112L215 113V115H216ZM219 114H221V111H220ZM219 114H218V115H219ZM224 114H225V113H224ZM97 115H98V114H97ZM99 115H100V113H99ZM105 115H106V114H105ZM179 115H180V114H179ZM208 115H209V114H208ZM225 115H226V114H225ZM225 115H224V116H225ZM229 115H231V116L235 115V116H236V114L234 113V111L232 112V114L230 113ZM238 115H239V114H238ZM238 115H237V116H238ZM243 115H244V113H243ZM250 115H251V111H250ZM5 116H6V115H5ZM183 116H184V114H183L182 116L180 115L181 119L183 118ZM199 116H198V120H197L198 123H197L196 125H198V124L200 125V124L203 123V122H202L203 120H202V119H199ZM213 116H214V114H213L208 120H209V121L212 120V119H213V118H212ZM216 116H217V115H216ZM231 116H230L229 118H230V120L233 121L234 119H231V118H232ZM235 116H234V117H235ZM239 116H240V115H239ZM239 116H238V117H239ZM254 116H255V118L257 119L258 115H257V117H256V115H254ZM1 117H2V116H1ZM97 117H98V116H97ZM100 117H101V116H100ZM178 117H179V116H178ZM188 117H189V116H188ZM214 117H215V116H214ZM221 117H223V116H221ZM226 117H227V115H226ZM226 117H225L224 119H226ZM259 117H261V116L259 115ZM263 117H262V118H263ZM200 118H202V117H200ZM203 118H204V117H203ZM211 118H212V119H211ZM215 118H216V117H215ZM236 118H237V117H236ZM241 118L243 119V116H242ZM247 118H248V117H247ZM262 118H261V119H262ZM99 119H100V118H99ZM181 119H179V120H181ZM184 119H185V116H184ZM184 119H182L181 122L186 121V120H184ZM196 119H197V115H196ZM221 119H222V118H221ZM224 119H223V120H224ZM237 119L239 120V118H237ZM250 119H251V118H250ZM261 119L259 118V120H261ZM188 120H189V119H188ZM201 120H202V121H201ZM206 120H205V121H206ZM208 120H207V121H208ZM216 120H217V118H216ZM244 120H245V119H244ZM251 120H252V119H251ZM251 120H249V122H250ZM253 120H254V119H253ZM253 120H252V122H253ZM200 121H201V122H200ZM213 121H215V120H213ZM213 121H211V122H213ZM219 121H220V120H219ZM226 121H227V120H226ZM226 121H225V122H226ZM232 121H231L230 123H231V124L233 123V124H232V126H231V124H230V126L233 128L235 122H232ZM234 121H235V120H234ZM239 121L244 122V121H242V120H239ZM254 121H255V120H254ZM257 121H258V120H257ZM262 121H263V120H262ZM262 121H259V124H260V122H262ZM188 122H190V121H188ZM199 122H200V123H199ZM211 122H208L207 124H209V125L211 126V128H212V125H211L212 123H211ZM216 122H218V121H216ZM220 122H221V121H220ZM222 122H224V121H222ZM247 122H248V120H246V123H247ZM249 122H248V124H249ZM186 123H187V122H186ZM210 123H211V124H210ZM218 123H219V122H218ZM228 123H229V122H228ZM237 123H238V122H237ZM237 123H236V124H237ZM246 123H245V126L247 125ZM256 123H257V122H256ZM96 124H97V125H96ZM96 124H95V126H98V124H100V121H99V123L96 122ZM192 124H193V123H192ZM226 124H227V123H226ZM243 124H244V123H243ZM196 125H195V128H196ZM199 125H198V126H199ZM209 125H208V127H209ZM213 125H214V124H213ZM218 125H219V124H218ZM218 125H216V126H218ZM222 125H225V123H224V124H221V126L218 127V129L221 128ZM227 125H228V124H227ZM227 125H226L225 127H227ZM241 125H242V124H241ZM241 125H239V126H241ZM251 125H252V124H251ZM260 125H264V121H263V124L261 123ZM190 126L193 127V126L190 125V124L187 125V127H189V128H190ZM203 126H205V125L203 124ZM228 126H229V125H228ZM201 127H202V125H201ZM208 127H207V128H208ZM231 127H228V128L231 130ZM261 127H262V126H261ZM261 127H260V131H261ZM185 128H186V126L184 127V129H185ZM197 128H198V127H197ZM197 128H196V129H197ZM199 128H200V127H199ZM207 128H206V129H207ZM213 128H214V126H213ZM223 128H224V126H223ZM236 128H237V125H236ZM243 128H244V126L242 127V129H243ZM256 128H257V127H256ZM192 129L195 131L194 127H193ZM200 129L202 130L203 128H200ZM206 129H205V127H204V130H206ZM221 129H222V128H221ZM226 129H227V128H226ZM226 129H225V130H226ZM244 129H245V128H244ZM244 129H243V130H244ZM257 129H258V128H257ZM257 129H256V130H257ZM70 130H71V129H70ZM186 130H187V129H186ZM189 130H190V129H189ZM189 130H188V131H189ZM210 130H211V129H209V130L206 131V132H207L206 134L208 135V138H206V137H207L206 134H205L206 137L204 136L203 131L201 132V133H203V134L201 135V133H200V135H198V136H197V132L195 131V132H196V134H195L196 136H195V137L199 138V137L201 136V137L199 138V139H201V138L204 136L205 139H206L207 141H209V140H211V139H214V138H215V137H214V134H215L216 132L213 133V137H214V138H211V137L209 136V134H210V133H209ZM223 130H224V129H223ZM225 130H224V132H225ZM236 130H237V129H236ZM236 130H234V131L236 132ZM239 130H240V129H239ZM263 130H264V128H263ZM184 131H185V130H184ZM213 131H218L217 133H220L219 130H215V129H214ZM220 131L223 132L222 130H220ZM72 132H73V130H72ZM195 132H194V133H195ZM211 132H212V131H211ZM224 132H223L222 134H221V133H220V134L223 135V136H226V137H227L226 134L224 135ZM226 132H227V134L230 133V132L228 131V129L226 130ZM235 132H233V133H235ZM192 133H193V131H192ZM198 133H199V132H198ZM208 133H209V134H208ZM217 133H216V134H217ZM233 133H232L231 135H233ZM244 133H245V132H244ZM244 133H243V134H244ZM211 134H212V133H211ZM220 134H219V135H220ZM260 134H262V133H260ZM217 135H218V134H217ZM229 135H230V134H228V136H229ZM246 135H248V134L246 133ZM256 135H258V134H256ZM183 136H184V135H183ZM183 136H182V138H184ZM211 136H212V135H211ZM253 136H254V135H253ZM177 137H178V136H177ZM204 137H203V138H204ZM229 137H230V136H229ZM179 138H181L180 135H179ZM197 138H196V139H197ZM209 138H210V139H209ZM216 138H217V137H216ZM221 138H222V137L220 136V137H219V140H220ZM230 138H231V137H230ZM257 138H258V137H257ZM199 139H197V141H198ZM205 139H204L201 143H200V140H199V142H197V143H198V144L200 143L201 146H202V144H203L204 142H206ZM208 139H209V140H208ZM217 139H218V138H217ZM262 139H264V137H263ZM262 139H261V141H262ZM228 141H230V143L232 142L230 139H228ZM257 141H259V140H257ZM213 142H214V141H213ZM216 142H217V141H216ZM222 142L225 143L224 140H221V147H222V144H223ZM226 142H227V138H226ZM262 143H264V141H263ZM208 144H209L210 147H211V145H212L213 143H211V142L209 141ZM208 144H207V146H209ZM215 144H216V143H215ZM203 145H204V144H203ZM216 145L218 146V142H217ZM224 145H225V144H224ZM227 145H229V143H228ZM263 145H264V144H263ZM263 145H262V146H263ZM193 146H194V144H193ZM204 146H205V145H204ZM204 146H203L204 152L207 151V153H208V152L210 153V151H211V150H209L210 148H209V149L207 148L208 150H207V149L205 150ZM198 147H199V146H198ZM214 147H215V145H214ZM214 147L212 146V148H214ZM224 147H225V146H224ZM224 147H222V148H218V147H217V148H218V150H219V149L222 150ZM193 148H194V147H193ZM262 148H263V147H262ZM196 149H197V147H196ZM215 149H216V147H215ZM198 150H200V149H197V151H198ZM226 150H227V149H226ZM261 150H262V149H261ZM263 150H264V149H263ZM213 151H214V150H212V152H211L212 154H213ZM216 151H217V149H216ZM199 152H201V151H199ZM199 152H197V155H198ZM202 152H203V151H202ZM204 152H203V154H206V152H205V153H204ZM214 152H215V151H214ZM260 152H261V151H260ZM11 153H12V152H11ZM11 153H10V156H11ZM108 153H109V152H108ZM162 153H164L163 150H162ZM260 154H261V153H260ZM4 155H5V154H4ZM13 155H14V154H13ZM103 155H105V154H103ZM181 155H183V154H181ZM185 155H186V154H185ZM263 155H264V154H263ZM263 155L261 154V157H257L256 160L259 158V159H260L259 161H260L261 163H263V162H262V161L264 160V159H263V158H264ZM5 156H6V155H5ZM105 156H107V155H105ZM105 156H103V157H105ZM108 156H109V155H108ZM108 156H107V157H108ZM179 156H180V154L178 155L177 158H181V157H179ZM183 156H184V155H183ZM198 156H199V155H198ZM200 156H202V154H201ZM200 156H199V157H200ZM209 156L211 157V154L208 155V159H209ZM262 156H263V157H262ZM103 157H102V160L105 159V158H103ZM184 157H185V156H184ZM187 157H188V156H187ZM187 157L185 158L186 160H187ZM196 158H197V156H196ZM203 158H205V157L203 156ZM212 158H213V157H212ZM261 158L263 159L262 161H261ZM9 159H10V158H9ZM181 159H182V158H181ZM188 159H189V158H188ZM200 159H201V158H200ZM200 159H198V160H200ZM206 159H207V158H206ZM213 159H214V158H213ZM215 159H216V158H215ZM219 159H220V158H219ZM222 159H223V158H222ZM222 159H220V160H222ZM99 160H100V159H99ZM105 160H106V159H105ZM203 160H204V159H203ZM203 160H202V161H203ZM89 161H90V163H92L93 160L91 161V160L89 159ZM103 161H104V160H103ZM103 161H100V162H103ZM183 161H184V158H183ZM189 161H190V159H189ZM189 161H188V163H189ZM191 161H192V160H191ZM191 161H190V163H191ZM253 161H254V160H253ZM259 161L257 160V161H255V162H252V164L254 163V166L249 162L250 165H248L247 168L250 169L249 167H251V169L248 170V169L246 168L247 170H245L246 172L244 173V175H245L246 173H249V172H250V174H251V171L254 169V167H255V169H256V168H257L256 165L258 166V164H257L256 162H259ZM85 162H86V161H85ZM197 162H198V161H197ZM200 162H201V160H200ZM83 163H84V162H83ZM184 163H185V162H183L182 164H184ZM186 163H187V162H186ZM188 163H187V164H188ZM190 163H189V166H190ZM192 163H194V162L192 161ZM261 163H259V164L262 166L263 164H261ZM84 164H85V163H84ZM88 164H89V162H87V165H88ZM187 164H186V165H187ZM194 164H195V163H194ZM81 165H82V164H81ZM92 165H93V164H92ZM101 165H104V164H101ZM260 165H259V167H260ZM82 166H83V165H82ZM85 166H86V164H85ZM89 166H90V165H89ZM89 166H88V167H89ZM187 166H188V165H187ZM187 166H186V167H187ZM189 166H188V167H189ZM263 166H264V165H263ZM91 167H92V166H91ZM104 167H105V166H104ZM184 167H185V165H184ZM190 167H191V166H190ZM252 167H253V168H252ZM83 168H84V166H83ZM83 168H82V169H83ZM85 168H86V167H85ZM261 168H262V167H261ZM82 169H81V170H82ZM89 169H90V168H89ZM76 170H77V168H76ZM78 170H79V169H78ZM84 170H86V169H84ZM256 170H257V169H256ZM259 170H260V169H259ZM261 170H262V169H261ZM86 171L88 172V169H87ZM247 171H249V172H247ZM254 171H255V170H253V173H254ZM83 172H84V171H83ZM89 172H90V171H89ZM91 172H92V170H91ZM202 172H203V171H202ZM255 172H257V171H255ZM258 172H260V171H258ZM7 173H8V172H7ZM7 173H6V174H7ZM85 173H86V172H84V174H85ZM253 173H252V174H253ZM262 173H263V172H262ZM92 174H93V173H91L90 175L93 176ZM149 174H150V173H149ZM260 174H261V173H260ZM85 175H86V174H85ZM261 175H262V174H261ZM143 176H144V175H143ZM145 176H147V175L145 174ZM145 176H144V177H145ZM245 176H247V174H246ZM245 176H244V177H245ZM84 177H85V176H84ZM88 177H89V176H88ZM248 177H249V176H248ZM91 178H92V177H91ZM258 178H259V177H258ZM82 179H83V178H82ZM82 179L80 178L79 180L81 181ZM84 179H85V178H84ZM89 179H90V177H89ZM85 180H86V179H85ZM247 180H248V179H247ZM262 180H263V179H262ZM80 181H78V182H80ZM87 181H88V178H87ZM90 181H91V180H90ZM249 181H250V180H249ZM256 181H257V180H256ZM246 182H247V181H246ZM250 182H251V181H250ZM247 183H249V182H247ZM257 183H258V182H257ZM88 184H91V185H90V188H91L92 183H88ZM94 184H95V183H94ZM99 184H100V181H99ZM215 184H216V183H215ZM240 184H241V185H240ZM240 184H239V185H235V184H234V186H238V187L240 186L239 188H240L241 190L246 189V188L248 187V185H247L246 188H244V187H245L244 183H243L244 186H242V183H240ZM262 184H263V183H262ZM97 185H98V183H97ZM97 185H95V186H97ZM231 185H232V188H235V187L233 186L232 183H231ZM249 185H250V184H249ZM252 185H253V181H252ZM258 185H259V183H258ZM93 186H94V185H93ZM93 186H92V187H93ZM222 186H223V185H220V188H221ZM214 187L216 188V186H212V187H211L212 190L215 189ZM218 187H219V185H218ZM224 187H226V186H224ZM230 187H231V186L226 187V188L230 189ZM238 187H236V188H237L236 192H239V193H237V194H241V195L243 196L244 193H246V192H245V191H244V192L241 191V192H243V194L240 193V190H239ZM241 187H243V188H241ZM220 188H219V189H220ZM226 188H224L223 190H225ZM236 188H235V189H236ZM249 188H250V187H249ZM91 189H93V188H91ZM180 189H182V188H180ZM216 189H217V188H216ZM235 189H233V191H235ZM255 189H256V188H255ZM263 189H264V188H263ZM126 190H127V183L124 182V183H123V186H122V190H121V192H120V198H122V197L125 198V197H127V196L130 195L129 198L127 199V200H129V203H128V205H129V210H128V212H127V215H130V214L132 213V211L134 210V207H135L136 209H138L139 211H140V207H136V206L134 205V203H133L134 199L136 198L135 192H131V193H129V191H126ZM178 190H179V189H178ZM246 190H247V189H246ZM258 190H259V189H258ZM225 191H226V190H225ZM227 191H228V192H229V191L231 192L232 190H227ZM227 191H226V193H227ZM182 192L185 193V191H183V190H182ZM182 192L179 191V192H178V195H179V194H183ZM218 192H219V191H218ZM220 192H221V191H220ZM260 192H261V191H260ZM260 192H259V193H260ZM221 193H222V194H221ZM221 193H220L219 196H222L223 199L219 198V200H221V201H219V200L217 199V202H219V204L222 205V206L220 205V207H221V209H222L224 206H226L225 204H227V202H228L229 199H228V200H225L226 198L223 196V194H224L225 192L222 191ZM232 193L235 194L234 192H232ZM175 194H176V193H175ZM233 194H231V195H233ZM263 194H264V193H263ZM101 195H106V192H103V194H101ZM178 195H176V196H178ZM224 195H225V194H224ZM227 195H228V197H229L230 193H228ZM227 195H225V196H227ZM231 195H230V197H231ZM235 195H236V194H235ZM235 195L232 196V197L235 198L236 196H238V195H236V196H235ZM247 195H248V194H247ZM260 195H261V194H260ZM219 196H218V197H219ZM239 196H240V195H239ZM242 196H241V197H242ZM228 197H227V198H228ZM230 197H229V198H230ZM241 197H239V199H241ZM236 198H237V197H236ZM236 198H235V199H230V202H232L233 200L236 201ZM242 198H243V197H242ZM259 198H260V196H259ZM62 199H65V197H61V200H60L59 206H62V205H63V203H62ZM239 199L237 198V200H239ZM263 199H264V198H263ZM222 200H223V201H222ZM224 200L226 201L225 203H223ZM231 200H232V201H231ZM248 200H249V199H248ZM97 201H98V200L93 201L94 203L90 204V206H86L87 208H86V207L83 208V206H82V207H81V208L83 209L82 211L80 210L81 208L78 207L79 210H78V211H75V212H76V214H77L76 216H78L77 218L79 219V221H81L82 223L84 222V224H85V222H87V220H86L87 217H88L89 215H91V214H95V215H96V221L101 220V221H103V222H106L107 225H109V226L114 225V224H113V223H114V221H113V218H114V217H113L111 211H112V209H114V208L116 207V204H115V207L113 206L112 208L106 209V208H104L103 206L100 207V206L98 205ZM241 201H242V199L239 201V203H240ZM244 201H245V200H244ZM244 201H242V202H244ZM246 201H247V200H246ZM246 201H245L244 203H246ZM253 201H254V200H253ZM248 202H249V201H248ZM258 202H259V201H258ZM260 202H261V201H260ZM222 203H223V204H222ZM232 203H234V202H232ZM232 203H230L231 206L234 205V204H232ZM236 203L239 205V203H238L237 201H236ZM236 203H235V204H236ZM93 204H94V205H93ZM219 204H217V205H219ZM241 204H243V203H241ZM253 204H255V203H253ZM82 205H83V204H82ZM86 205H87V204H86ZM177 205L179 206V203H177ZM228 205H229V203H228ZM257 205H258V204H257ZM259 205H260V204H259ZM79 206H80V205H79ZM140 206H141V205H140ZM178 206H175V205H174V208H178ZM250 206H252V205H250ZM260 206H261V205H260ZM253 207H255V206H253ZM224 208H225V207H224ZM228 208H229V207L227 206L226 209H228ZM256 208H257V207H256ZM256 208H253V209H255L254 211H256ZM258 208H259V207H258ZM262 208H263V207H262ZM65 209H66V208H65ZM250 209H251V207L249 208V210H250ZM235 210H236V209H235ZM251 210H252V209H251ZM257 210H258V209H257ZM260 210H261V207H260ZM242 211H243V210H242ZM242 211H241V212H242ZM245 212H246V211H245ZM260 212H261V211H260ZM68 213H69V212H68ZM90 213H91V214H90ZM249 213L251 214V212H249ZM256 213H257V212H256ZM263 213H264V212H263ZM70 214H71V213H70ZM235 214H236V212H235ZM238 214H240V211L238 212ZM238 214H237V215H238ZM243 214H244V213H243ZM258 214H259V213H258ZM68 215H69V214H68ZM169 215H170V212H167V211H164V210H163V211L161 210V212H159V211L156 210V212L154 213V215L151 216V215L149 214L148 216H150V217H146V218H145V221L148 222V223H151L150 225H156L157 227H158V226H161V225H170V224H172V222H174V221H173V219H170V218H169ZM230 215H231V214H230ZM233 215H234V214H233ZM237 215H236V218L238 217ZM240 215H241V214H240ZM260 215H261V214H260ZM66 216H67V215H66ZM261 216H262V215H261ZM70 217H72V216L70 215ZM93 217H94V216H93ZM234 217H235V216H234ZM234 217L231 215V218H234ZM253 217H254V216H252V219H253ZM231 218H230V219H231ZM255 218H256V217H255ZM146 219H147V220H146ZM237 220H238V219H237ZM255 220H256V219H255ZM233 221L235 222V219H233ZM248 221H249V220H248ZM257 221H258V220H256V222H257ZM94 222H95V220H94ZM245 222H247V221H245ZM245 222H244V225H246ZM253 222H254V221H253ZM259 222H261V221H259ZM238 223H239V222H238ZM238 223H237V224H238ZM242 223H243V222H242ZM242 223L240 222L241 225H242ZM247 223H248V222H247ZM254 224H255V223H254ZM256 224H257V223H256ZM89 225H90V224H89ZM249 225H250V224H249ZM251 225H253V223H251ZM257 226H259V224H258ZM260 226H262V225H260ZM260 226H259V227H260ZM263 226H264V225H263ZM89 227H90V226H89ZM254 227H255V226H254ZM259 227H258V228H259ZM91 228H92V226H91ZM94 228H95V227H94ZM250 228H252V226H251ZM255 228H256V232L258 233L259 231L257 230V227H255ZM263 228H264V227H263ZM92 229H93V228H92ZM92 229H90L91 232H89L90 230H89L88 232H89V233H93V232H92ZM260 229H262V228H260ZM93 230H94V229H93ZM262 230H264V229H262ZM85 232H86V231H85ZM254 232H255V230H254ZM259 233H260V232H259ZM262 233H263V232H262ZM87 234H88V233H87ZM90 235H91V234H90ZM48 244H50V243H48ZM131 252H132L133 254L135 253V249H134L133 247L131 248ZM138 252H139V251H137V253H138ZM164 254H167V253H166V252H163V255H164ZM50 256H51V255H50V252H46V253H45V256H43V261H44L45 263H47V264H48V263H51V262H50L51 260H49V257H50ZM141 263H142V261H141Z\"/></svg>",
    "mask_w": 264,
    "mask_h": 264
}]
</instances>
